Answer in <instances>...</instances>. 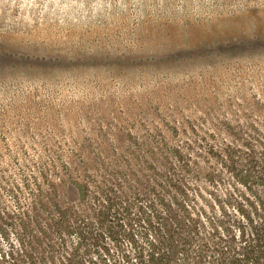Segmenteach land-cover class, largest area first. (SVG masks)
<instances>
[{
	"label": "rangeland",
	"instance_id": "374dc122",
	"mask_svg": "<svg viewBox=\"0 0 264 264\" xmlns=\"http://www.w3.org/2000/svg\"><path fill=\"white\" fill-rule=\"evenodd\" d=\"M263 99L264 0H0V176L23 192L41 158Z\"/></svg>",
	"mask_w": 264,
	"mask_h": 264
},
{
	"label": "trees",
	"instance_id": "16d2710c",
	"mask_svg": "<svg viewBox=\"0 0 264 264\" xmlns=\"http://www.w3.org/2000/svg\"><path fill=\"white\" fill-rule=\"evenodd\" d=\"M256 105L41 158L25 192L0 176V264H264Z\"/></svg>",
	"mask_w": 264,
	"mask_h": 264
}]
</instances>
